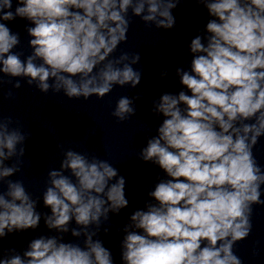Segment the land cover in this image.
<instances>
[{
    "label": "clouds",
    "instance_id": "1",
    "mask_svg": "<svg viewBox=\"0 0 264 264\" xmlns=\"http://www.w3.org/2000/svg\"><path fill=\"white\" fill-rule=\"evenodd\" d=\"M180 2L16 0L13 10V0H0V21L21 18L33 25L26 29L32 53L22 60L13 51L19 33L0 22V74L26 78L45 94L62 90L69 99L103 98L114 86L136 88L142 77L133 68L139 53L109 59L127 40L129 10L146 25L172 29V10ZM197 3L212 19L205 34L190 42V69H176L191 94L166 92L153 102V113L163 120L139 152L168 179L159 180L144 209L124 226L123 264H242L234 245L251 233L252 206L264 204V170L253 155L264 136V0ZM13 87H21L19 80ZM135 99L119 98L112 115L119 121L134 116ZM12 124L11 117L0 116V184H6L0 191V238L34 230L42 218L23 182L8 179L21 170L31 136ZM48 178L42 198L51 214L43 219L57 235L32 239L22 256L0 255V264H114L111 251L94 237L109 213L128 207L125 178L106 160L73 150ZM73 220L79 227L70 229ZM93 225L96 230L89 231ZM69 232L83 237V246L66 242Z\"/></svg>",
    "mask_w": 264,
    "mask_h": 264
}]
</instances>
